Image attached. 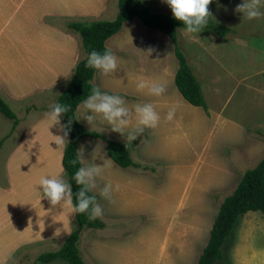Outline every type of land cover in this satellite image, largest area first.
<instances>
[{
    "label": "crops",
    "instance_id": "0c3cea01",
    "mask_svg": "<svg viewBox=\"0 0 264 264\" xmlns=\"http://www.w3.org/2000/svg\"><path fill=\"white\" fill-rule=\"evenodd\" d=\"M145 1L154 11L171 15L157 10L150 0ZM115 2L0 0V96L7 104L11 107L12 104L30 100L35 95L51 93L54 89L57 91L58 87L62 88L68 83L76 63L84 58L80 41L76 38L78 35L67 32L62 25L44 22V17H92L110 21L111 18H116V10L112 8ZM181 31L182 29H179V33ZM197 35L196 39L200 38L197 43H201L199 51L195 49V43L194 48L189 47V53H186L184 48L182 51L201 86L209 113L213 117L216 113L211 110L209 94H216L222 88V77L214 73V64L219 65L220 61L217 60L218 56L206 47L205 40L210 38L211 34ZM106 47L116 57L117 67L113 73L107 75L97 70L91 84L104 93L121 96L124 105L130 110L136 105L151 103L160 119L154 128H144L139 132L135 140L128 139V133L135 132V120H132L123 132L117 133L99 119L88 125L83 118L82 107H78L77 121L89 133L97 132L110 140L129 143L131 151L137 148L147 161L173 164L176 160L170 158L179 159L178 154L181 160L185 159L189 153L188 147L178 150V154L175 151L165 152L163 139H172L174 136L186 138L181 145L189 146L190 130L205 127L207 116L203 108L189 104L175 84L179 64L172 41L158 30L146 26L140 19L134 18L106 41ZM148 48L152 49L150 55L145 52ZM141 79L162 85L163 92L159 96H153L149 95L146 89L138 90L136 84ZM169 111L172 112L171 119L166 118ZM45 114L46 112L26 127L20 136H17L18 130L24 122L19 119V124L11 133L2 124L3 116L0 115V141H3L0 148V157L3 155V160L0 161V264H10L19 249L33 244H62L72 232L73 222L76 221L69 205L61 202L52 206L39 191L38 181L41 176L51 178L60 175L64 178L62 157L65 140L59 138L65 139L60 130L62 119L60 118L58 125H51ZM217 116V119H221L220 115ZM12 139L14 141L5 149ZM86 143L89 144L90 156L83 164L94 162L100 165L104 157L108 159L100 175L95 178L96 187L91 193L96 197L104 184L112 186L108 199H102L100 195V200L96 199L103 210V214L96 219L104 224V228H86L81 232V243L84 237L89 236V255L101 261L100 264H133V261L168 264L165 260L159 261L156 255L158 252L150 258V253L158 249L157 246L152 250L154 243L158 244L159 238L156 236H152L150 241L147 240L149 242L146 247L140 237L131 239L137 231L132 228L123 232L124 236L116 237L110 234L116 231L108 230L110 220L105 221L104 217L134 218L146 216V213L154 214L146 208V201L143 203L141 199L145 188L141 181L144 179L142 175L119 167L109 157L106 143L101 139L84 137L80 140L78 148L84 147ZM4 149L6 154H3ZM134 193L138 197L132 202L130 195ZM148 237L149 235H146V238ZM190 248L191 245H188L187 249ZM183 256L186 257L187 254ZM185 261L181 259L180 252L178 259L171 260L172 263L169 264H184Z\"/></svg>",
    "mask_w": 264,
    "mask_h": 264
},
{
    "label": "rangeland",
    "instance_id": "374dc122",
    "mask_svg": "<svg viewBox=\"0 0 264 264\" xmlns=\"http://www.w3.org/2000/svg\"><path fill=\"white\" fill-rule=\"evenodd\" d=\"M113 1H116L112 8H115L117 16L118 0ZM150 2L157 10L171 14L169 7L162 0ZM241 2L242 0H210L213 4L211 16L231 31L225 38L220 39L206 31L198 33L211 34L205 44L218 56L220 64H214V73L222 77L223 83L218 93L209 94L210 107L216 115L212 117L208 107L207 110L204 109L203 112L207 116L205 127L190 130L189 146L181 145L186 138L176 136L172 139L164 138L162 141L166 146L165 152L177 153L178 150L188 147V156L181 160L177 153L179 159L170 158L175 159V163L164 164L157 163L156 160H145L143 153L137 148L131 151L132 159L143 168L130 167L128 170L140 173L144 178L141 180L145 187L141 199L143 203L146 201V208L154 215L146 213V216L134 218L104 217L105 221L110 220L108 230L116 231L110 233L116 237L124 236L123 232L132 228L137 231L131 239L140 237L146 247L152 236L159 238L158 244L156 242L152 247V250L157 246L158 249L150 253V258L158 252L156 255L160 262L165 260L168 264L172 263L171 260L178 259L181 252V259L186 260L184 264H197L209 240L221 203L234 192L243 174L254 168L264 157V15L252 20L241 18V14L234 11L236 5ZM261 11L264 12V8ZM82 19L48 16L44 17L43 21L62 25L67 32L76 36L77 34L68 28L69 22L101 21L92 17ZM114 19L115 17L110 21ZM195 34L185 33L183 29L178 34V45L184 56L182 49L189 53L188 49L193 47L194 43L195 49L199 51L201 43L197 42L200 38L196 39L198 35ZM78 40L80 41V38ZM66 85L58 87L57 91L54 89L51 93L38 94L30 100L12 104V111L24 122L17 136L49 110ZM217 115H220L221 119H217ZM2 120V124L11 131L13 122L5 117ZM13 141L14 139L5 149ZM64 142L66 145L67 137ZM88 145L86 143L83 147L84 161L90 156ZM5 149L3 154H6ZM2 158L3 155L0 161ZM64 178L67 179L65 174ZM137 197L134 193L130 195V200L135 202ZM96 199L100 200L99 195ZM75 226L76 221L73 222L72 228ZM146 235L149 237L146 238ZM88 237H84L81 243L80 236L79 253L86 264H100L101 261L90 256L87 251ZM64 241L62 244L49 242L19 249L10 264H67L62 260L51 263L38 261L40 255L60 249ZM188 245H191L190 250L187 249ZM185 254L186 257L183 256ZM133 264L145 263L133 261ZM148 264H152L151 261ZM218 264H264V218L261 212H248L239 219L224 248V259Z\"/></svg>",
    "mask_w": 264,
    "mask_h": 264
},
{
    "label": "trees",
    "instance_id": "16d2710c",
    "mask_svg": "<svg viewBox=\"0 0 264 264\" xmlns=\"http://www.w3.org/2000/svg\"><path fill=\"white\" fill-rule=\"evenodd\" d=\"M212 3L207 5L210 16L207 18L208 24L201 31L215 34L219 38L228 35V27L219 23L211 16ZM139 18L149 28L158 30L161 34L168 36L175 47V54L178 60V70L175 76V84L183 98L192 106L201 107L207 110V103L203 95L201 86L183 53L178 45V31L183 29V24L175 20L172 16L162 14L151 9L145 0H118V14L112 21H71L68 28L72 29L80 38L81 48L84 58L80 59L75 67L71 79L63 92L58 96L56 102L70 105L67 113L61 115L63 125L71 119V129L67 135V142L62 157V168L71 186L73 193L72 203L75 204L74 194L79 187L72 180V174L76 168L81 166L70 163L76 157L78 144L84 137L101 139L106 143L109 157L122 168H143L136 164L131 157V146L129 143L110 140L97 133H89L76 119L77 106L91 93L92 88H97L91 84L97 70L86 68L87 55L92 50L103 52L109 50L106 41L117 34L123 25ZM99 89V88H97ZM100 90V89H99ZM101 91V90H100ZM102 92V91H101ZM0 113L5 119L13 122L11 133L19 124V118L12 111L7 102L0 96ZM10 133V134H11ZM3 141H0V148ZM93 195L92 193H89ZM261 212L264 218V157L258 164L247 170L234 192L227 196L219 207L218 214L212 225L209 240L202 250L197 264H218L224 259V248L228 238L234 230L239 219L248 212ZM76 226L67 236L63 245L58 251L47 252L38 257L41 263H51L55 260H62L67 264H86L78 249V241L84 229H102L104 224L97 220H90L86 213L75 214Z\"/></svg>",
    "mask_w": 264,
    "mask_h": 264
},
{
    "label": "clouds",
    "instance_id": "9594fccd",
    "mask_svg": "<svg viewBox=\"0 0 264 264\" xmlns=\"http://www.w3.org/2000/svg\"><path fill=\"white\" fill-rule=\"evenodd\" d=\"M162 2L169 7L172 17L183 24L185 33L198 34L201 29L207 26V18L210 16L207 5L210 0H162ZM262 8H264V0H242L241 3L236 5L234 11L240 13L241 18L252 20L264 15V12L261 11ZM145 52L150 55L152 49L148 48ZM85 67L99 70L102 74L107 75L115 71L117 67L116 57L107 49L103 52L92 50L87 55ZM136 88L138 90L146 89L147 93L153 96H159L164 90L162 85L144 79L137 82ZM70 107V105L61 104L58 101L54 102L45 114L46 119L51 125H58L61 115L67 113ZM77 107H82L83 118L88 125L99 119L106 122L111 130L117 133L123 132L130 122L135 120V132L128 133L129 140H135L136 135L142 132L144 128H154L160 119L151 103L136 105L134 109L130 110L124 105L121 96L109 95L97 88H92L91 93ZM171 116L172 112L169 111L166 118L171 119ZM71 122V119H69L67 124L60 126L65 138L71 129ZM83 152V147L78 148L76 157L70 161L73 165L78 162L81 163V166L77 167L72 174V180L80 186L74 194L75 204L72 203L73 193L70 184L60 175L51 178L41 176L38 186L42 197L47 199L50 205L55 206L63 202L72 208L74 214L86 213L88 218L93 220L100 217L103 210L100 204L96 202L95 195L89 193L96 187L95 178L100 175L108 159L104 157L102 159L103 163L100 165L94 162L85 165L83 164L85 160ZM111 192L112 186L106 183L100 189L99 195L108 199Z\"/></svg>",
    "mask_w": 264,
    "mask_h": 264
}]
</instances>
